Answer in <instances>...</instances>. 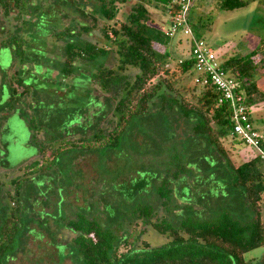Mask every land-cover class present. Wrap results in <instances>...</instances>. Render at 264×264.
Instances as JSON below:
<instances>
[{
	"label": "rangeland",
	"instance_id": "rangeland-1",
	"mask_svg": "<svg viewBox=\"0 0 264 264\" xmlns=\"http://www.w3.org/2000/svg\"><path fill=\"white\" fill-rule=\"evenodd\" d=\"M247 1L243 7L227 10L220 8V0H192L189 23L195 35L213 47L219 62L234 55L245 56L264 40V0ZM76 2L84 13L63 0H26L21 18L0 15V41L16 31L25 38V61L20 65L13 59V47L0 45V82L5 83L0 104L9 100L8 80L15 70L21 71L25 84L31 87L30 94L21 97L11 111L8 106L0 108V180L5 184L0 193L2 200L11 189L9 179L21 173L18 168L38 158L33 136L34 140L55 145L60 140L88 137L98 126L104 130L112 119L110 97L92 83L91 74L99 62L115 67V52L96 63L82 62L83 66L76 68L72 76L62 77V47L67 37L54 33L67 26L79 29L81 24L87 25L89 32L75 39L102 46L103 27H116L134 0L118 1V13L113 20L101 17L90 0ZM148 8L154 25L167 34L170 18L165 6L152 2ZM166 38L172 61L190 56L189 40L180 30ZM126 73L131 78L136 70L129 67ZM195 75L191 70L180 77L179 83L193 86ZM259 83L264 91V76ZM194 87L198 92L199 87ZM250 113L264 147V101L250 106ZM192 120L182 121L175 109L153 110L129 125L118 147L68 151L47 173L30 178L21 189L19 245L6 257V264H78L79 256L72 241L76 232L64 220L79 212L120 234L141 224L135 216L122 213L135 203L149 201L156 210L155 216H163L164 209L151 189L160 182L175 151L185 156L187 166L193 170L172 180L180 216L205 208L210 213L218 204L244 219L249 209L243 190H231L227 179L204 168L203 159L210 165L214 157L219 163L221 160L213 149L190 134L188 123ZM223 145L236 164L255 155L253 149L238 139L227 137ZM219 163V170H225ZM145 229L141 237L150 245L167 241L149 226ZM244 257L253 264H264V246L245 253Z\"/></svg>",
	"mask_w": 264,
	"mask_h": 264
},
{
	"label": "trees",
	"instance_id": "trees-1",
	"mask_svg": "<svg viewBox=\"0 0 264 264\" xmlns=\"http://www.w3.org/2000/svg\"><path fill=\"white\" fill-rule=\"evenodd\" d=\"M63 1L71 7L75 5L84 13L76 5V0ZM90 1L96 5L101 17L113 20L118 13L116 3L127 0ZM152 2L170 9L171 0H134L116 27H103L105 44L102 46L90 40L83 42L75 39L89 32L87 25L81 24L79 29L67 26L54 33L58 37H67L62 47V77L72 76L76 68L83 66L82 62L96 63L101 57L115 52V67H107L99 62L91 74L92 83L110 97L112 105L109 115H112V119L104 130L98 126V130L88 137L60 140L55 145L34 140L33 136L38 147V158L18 168L21 173L9 179L11 189L5 193V199H0V264H6V257L14 253L19 245L17 237L23 208V185L33 176L47 173L68 151L118 147L129 125L153 110L170 112L175 109L182 121L193 119L188 121L190 134L213 149L221 160L219 163L216 157H212L210 163L213 164L210 165L207 159H203L202 165L227 179L231 190H243L249 214L242 219L225 206L217 204L210 213L205 208L199 213L192 211L180 216L172 180L182 174H191L193 170L187 166L185 156L175 151L160 182L151 189L164 209L163 216H155L156 210L149 201L135 203L122 213L135 216L141 224H135L130 232L124 234L107 227V224L103 226L96 218L82 212L64 220L66 226L76 232L72 241L79 256L78 264H253L245 259L244 254L264 246V164L258 156H248L238 164L231 160L223 145V139L231 138V109L226 102H218L219 92L212 84H194L199 87L196 92L194 85L179 83L180 77L193 69L194 61L190 56L175 61L170 59V52L166 48L168 34L154 25L148 8ZM247 3V0H220L219 6L233 10ZM26 5V0H0V15L21 18ZM178 7L175 4L171 10ZM0 45L12 46L14 61L19 65L24 63L25 38L20 31L7 35ZM158 46L163 49L160 50ZM172 63L175 65L171 66ZM129 67L136 70L131 78L126 73ZM222 67L237 78V92L248 108L264 101V91L259 83L264 76V40L245 56L228 57L222 62ZM8 81L9 100L0 104V108L8 106L11 111L21 97L30 94L31 87L25 84L18 69ZM4 85L2 80L0 95ZM218 163L225 170L220 171ZM4 186L0 180V193ZM196 214L203 216L200 218ZM146 226L166 237L167 241L150 245L141 237Z\"/></svg>",
	"mask_w": 264,
	"mask_h": 264
},
{
	"label": "built area",
	"instance_id": "built-area-1",
	"mask_svg": "<svg viewBox=\"0 0 264 264\" xmlns=\"http://www.w3.org/2000/svg\"><path fill=\"white\" fill-rule=\"evenodd\" d=\"M192 0H171L170 27L166 31L168 36L180 30L187 36L190 43V57L193 59V69L196 73L193 83L203 86L212 84L219 92L218 102H226L231 109V121L233 125L230 137L238 139L245 146L250 147L264 164V147L262 136L255 128L250 108L241 101L238 94L239 82L236 77L222 67L216 52L204 39L197 37L188 21V11ZM177 4L176 10H171ZM168 7V8H169ZM264 181V173H263Z\"/></svg>",
	"mask_w": 264,
	"mask_h": 264
},
{
	"label": "crops",
	"instance_id": "crops-1",
	"mask_svg": "<svg viewBox=\"0 0 264 264\" xmlns=\"http://www.w3.org/2000/svg\"><path fill=\"white\" fill-rule=\"evenodd\" d=\"M168 13V12H167ZM252 118V117H251ZM256 128V127H255ZM257 129V128H256Z\"/></svg>",
	"mask_w": 264,
	"mask_h": 264
}]
</instances>
